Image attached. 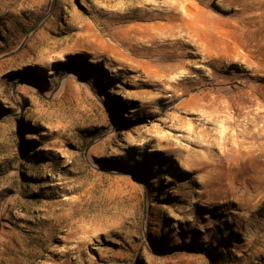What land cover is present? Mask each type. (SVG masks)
I'll return each instance as SVG.
<instances>
[{"label":"rangeland","instance_id":"obj_1","mask_svg":"<svg viewBox=\"0 0 264 264\" xmlns=\"http://www.w3.org/2000/svg\"><path fill=\"white\" fill-rule=\"evenodd\" d=\"M0 264H264V0H0Z\"/></svg>","mask_w":264,"mask_h":264},{"label":"bare ground","instance_id":"obj_2","mask_svg":"<svg viewBox=\"0 0 264 264\" xmlns=\"http://www.w3.org/2000/svg\"><path fill=\"white\" fill-rule=\"evenodd\" d=\"M195 36L196 38H194L195 40H191L188 42V44H185L187 46H190V44L192 43V49L195 51L194 54H189V53H186V55H191V56H194V57H199V52H200V48H201V36H200V32L197 31L195 33ZM191 42V43H190ZM182 45V44H181ZM183 46V45H182ZM185 56V55H184ZM176 58H179V57H176ZM181 58V57H180ZM184 58V57H183ZM182 61V60H181ZM180 77V76H179ZM190 144V143H189Z\"/></svg>","mask_w":264,"mask_h":264}]
</instances>
